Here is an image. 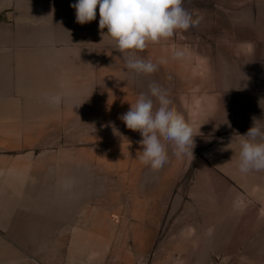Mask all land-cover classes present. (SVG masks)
<instances>
[{
	"label": "rangeland",
	"instance_id": "1",
	"mask_svg": "<svg viewBox=\"0 0 264 264\" xmlns=\"http://www.w3.org/2000/svg\"><path fill=\"white\" fill-rule=\"evenodd\" d=\"M48 1L49 6L59 2V19L18 22L17 26L30 30L25 41L28 45H40L43 39L44 47L60 50V60L44 63L40 70L29 69L25 78L13 76L14 109L22 110L13 127L24 128L22 133L10 135L14 149L9 155L41 157L46 172L75 168L78 184L80 178L92 175L109 191L124 188L126 212L138 209L129 203L132 190H139L141 198L157 196L162 218L147 253L137 259L130 238L134 230L125 228L122 241L118 229L111 252L124 248L122 264H264L258 260L264 259V245L236 244V237L229 245L215 246L222 252L220 258L201 259L204 255L198 248L213 246L179 244L188 230L174 221L178 213L171 215V206L165 210L164 203L166 194L176 198L188 193L196 159L203 158L207 146L247 139L241 136L253 126V117L264 127V0H253L251 6L183 4L194 17H202L198 27L177 30L168 40L132 53L154 63L166 60L150 75L128 70L124 56L129 53L122 55L109 37L101 36L107 29L99 28L98 8L96 19L81 25L73 18L74 0ZM11 29L2 7L0 46L24 42V38L5 33ZM38 30H43V38L37 37ZM174 50H183L184 57L173 59ZM153 82L167 91L172 106L192 127L194 142L192 151L181 156L175 155L172 142H167L168 160L157 170L140 162L142 136L120 119ZM53 95L62 97L59 106L49 104L48 97ZM19 142L21 148L16 147ZM168 171L176 173L171 181L165 179ZM140 209L148 211L153 206ZM241 240L248 239L244 236ZM115 263L110 256L108 264Z\"/></svg>",
	"mask_w": 264,
	"mask_h": 264
},
{
	"label": "crops",
	"instance_id": "2",
	"mask_svg": "<svg viewBox=\"0 0 264 264\" xmlns=\"http://www.w3.org/2000/svg\"><path fill=\"white\" fill-rule=\"evenodd\" d=\"M183 4L251 6L253 0H183ZM49 5L48 0L0 3L12 26L5 33L24 38L23 43L0 46V264H108L110 256L115 264H122L124 248L111 252V246L118 229L124 241L125 228L134 230L130 238L139 259L151 249L160 227L162 209H157V196L141 198L139 190H132L129 203L138 209L126 212L124 188L109 191L92 175L80 178L78 184L75 168L46 172L41 157L9 155L14 149L10 135L24 128L13 127V121L22 117V110L14 109L13 76L25 78L29 69L40 70L44 63L60 60V50L44 47L43 39L40 45H28L30 30L17 24L59 19V2ZM38 32L37 37L45 36L43 30ZM24 126H28L27 119ZM225 143L207 146L203 158L196 159L193 184L185 196L165 195V210L171 206V215L178 213L174 221L188 230L178 243L213 246L198 248L204 255L201 259L220 258L222 252L215 246L229 245L235 237L236 244L264 245V171L241 173L240 144ZM175 175L168 171L165 179L171 181ZM144 206L153 209L141 211ZM244 236L248 240H241Z\"/></svg>",
	"mask_w": 264,
	"mask_h": 264
},
{
	"label": "clouds",
	"instance_id": "3",
	"mask_svg": "<svg viewBox=\"0 0 264 264\" xmlns=\"http://www.w3.org/2000/svg\"><path fill=\"white\" fill-rule=\"evenodd\" d=\"M99 6V28L101 36L114 42L115 50L129 55L124 56L128 70L137 74L150 75L158 70L161 63L132 55L145 50L150 43H159L173 37L177 30L187 31L198 27L202 17L183 6V0H78L72 4L76 11V22L83 25L96 19ZM183 50H174L173 59L183 58ZM52 106L62 102L60 95L48 97ZM120 119L126 127L140 132L139 142L143 151L139 160L160 169L168 160V144L172 142L175 155L181 156L192 151L193 129L183 115L173 106L166 90L155 82L150 83L147 93H141L130 109ZM253 117V126L241 137L239 165L241 173L264 171V127Z\"/></svg>",
	"mask_w": 264,
	"mask_h": 264
}]
</instances>
